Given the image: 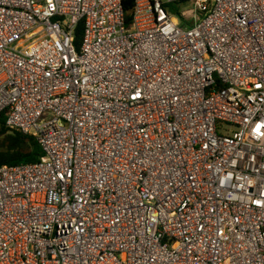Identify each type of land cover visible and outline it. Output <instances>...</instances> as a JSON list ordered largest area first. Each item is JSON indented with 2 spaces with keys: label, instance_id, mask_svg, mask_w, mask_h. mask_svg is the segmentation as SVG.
I'll return each instance as SVG.
<instances>
[{
  "label": "built area",
  "instance_id": "built-area-1",
  "mask_svg": "<svg viewBox=\"0 0 264 264\" xmlns=\"http://www.w3.org/2000/svg\"><path fill=\"white\" fill-rule=\"evenodd\" d=\"M132 19L0 0V115L43 151L0 167V264H264V0Z\"/></svg>",
  "mask_w": 264,
  "mask_h": 264
},
{
  "label": "trees",
  "instance_id": "trees-1",
  "mask_svg": "<svg viewBox=\"0 0 264 264\" xmlns=\"http://www.w3.org/2000/svg\"><path fill=\"white\" fill-rule=\"evenodd\" d=\"M136 1L137 0H123L128 26L132 25V12L135 8ZM187 6L188 5L184 3L181 8ZM174 14L183 21L180 9ZM83 30L84 27L81 24L76 34L77 46L80 45L82 40ZM0 131V135L5 136L2 141V148H0V167L33 164L40 160L43 151L36 139L20 131L9 129L7 127L6 113L0 115Z\"/></svg>",
  "mask_w": 264,
  "mask_h": 264
},
{
  "label": "rangeland",
  "instance_id": "rangeland-1",
  "mask_svg": "<svg viewBox=\"0 0 264 264\" xmlns=\"http://www.w3.org/2000/svg\"><path fill=\"white\" fill-rule=\"evenodd\" d=\"M176 8H177V7H176ZM188 8H192V7H191V6H187V7H185V9H188ZM177 10H178V9H176V11H177ZM176 11H175V12H176ZM188 25H189V24H188ZM0 133H1V131H0ZM4 137H5V136H1V135H0V148H2V141H3Z\"/></svg>",
  "mask_w": 264,
  "mask_h": 264
}]
</instances>
